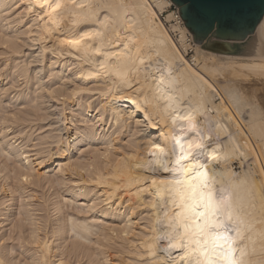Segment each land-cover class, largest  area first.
Here are the masks:
<instances>
[{
    "label": "bare ground",
    "instance_id": "6f19581e",
    "mask_svg": "<svg viewBox=\"0 0 264 264\" xmlns=\"http://www.w3.org/2000/svg\"><path fill=\"white\" fill-rule=\"evenodd\" d=\"M40 2L0 0V84L10 75L22 80L0 87V264H180L183 253H165L168 242L159 239L175 208L150 181L166 178L151 171L152 144L169 151L175 135L188 134L186 126L172 125L164 113L141 114L144 97L100 67L95 43L72 46L84 31H102L106 46L115 45L111 51L123 52L125 43L133 54L139 49L145 65L127 76L136 89L150 87L149 65L171 64L190 93L188 107L204 90L207 102L196 114V139L207 150L201 162L217 187L231 186L248 208L253 227L235 246L249 264H264V181L251 156L264 163V75L251 70L264 64V54L220 53L196 43L187 59L192 32L180 14L183 25L171 30L155 11L168 10L172 0H90L105 24L87 26L75 22L72 12L83 10H73L70 0L60 17L28 11L26 5ZM175 16L169 11L166 19ZM124 21H135V33L124 30ZM261 29L264 43V21ZM4 98L24 101L9 110Z\"/></svg>",
    "mask_w": 264,
    "mask_h": 264
},
{
    "label": "snow or ice",
    "instance_id": "6c2138e0",
    "mask_svg": "<svg viewBox=\"0 0 264 264\" xmlns=\"http://www.w3.org/2000/svg\"><path fill=\"white\" fill-rule=\"evenodd\" d=\"M16 7L19 8L20 5L17 4ZM26 7L29 12H32L33 8L37 9V12L47 9L44 16L51 17L54 14L60 17L69 5L65 4L64 0H42ZM70 7L73 10H83L79 15L75 11L72 12L77 23L86 26L90 23L105 24V21L97 19L99 13L94 10L90 0H82L80 3H77V0H70ZM201 23L207 24L211 29L213 26H224L228 21L222 13L207 6L202 12L192 16L194 26ZM134 24L135 21H124L121 26L125 31L131 29L135 33ZM81 41L89 48L95 43L97 47L94 51L102 57L100 67L106 72L111 68L129 90L138 91L144 97L141 101L143 104L141 114L144 110H149L148 116L153 113L156 115L164 113L172 125L179 123L186 126L188 134L175 135L169 151L166 152L159 143L152 144L155 151L152 152L154 166L151 171L153 173L159 171L166 178L161 179L158 184L155 179L150 183L157 185L161 195L166 193L175 208L172 219L168 222L163 235L159 237L168 242L165 253L170 249L182 252L180 264H249L245 251L240 249L238 252L235 245L243 232L252 229L251 213L234 196L231 186L223 184L216 186L217 181L209 176L206 164L201 162L207 150L204 144L197 142L196 139L199 137L196 114L201 112L207 102L204 90L201 89L199 104L188 107L187 105L191 104L188 100L190 93L187 88L181 87L182 81L174 74L171 64L156 67L154 70L149 65L150 87L146 91L142 90V86L141 89H136L127 76L128 69H138L140 65H145L146 61L138 48L136 54H133L125 43L122 45L123 52L111 51L115 45L109 42L106 46L102 31H84L79 35V39L73 41L72 46L80 45ZM109 60L113 61L111 65H108ZM147 60L151 61V57H147ZM251 70L264 75V64L252 66ZM135 83L139 84V81ZM131 102L137 105V100L133 99ZM182 105L185 107L182 108ZM148 116L145 117V123ZM180 132L184 133L185 127H181ZM212 158L215 159L214 152ZM24 179L27 180L28 177L25 176ZM249 207L254 208L255 205L251 204ZM151 255L155 256V253Z\"/></svg>",
    "mask_w": 264,
    "mask_h": 264
},
{
    "label": "water",
    "instance_id": "95a60500",
    "mask_svg": "<svg viewBox=\"0 0 264 264\" xmlns=\"http://www.w3.org/2000/svg\"><path fill=\"white\" fill-rule=\"evenodd\" d=\"M193 39L204 49L227 54H264V0H172ZM211 6L222 13L224 26L192 24V16ZM195 29V30H194Z\"/></svg>",
    "mask_w": 264,
    "mask_h": 264
},
{
    "label": "rangeland",
    "instance_id": "374dc122",
    "mask_svg": "<svg viewBox=\"0 0 264 264\" xmlns=\"http://www.w3.org/2000/svg\"><path fill=\"white\" fill-rule=\"evenodd\" d=\"M171 5V4H170ZM169 5V6H170ZM169 6H167L166 7V9L169 7ZM178 9V7L173 3L172 4V7L171 8H168V10H164L163 12H160V13H162V15L160 14V13H158V10L155 8V11L157 12V18H158V20L161 22V23H163L164 24V26L166 27V28H169V29H171L172 30V27H173V25H176V24H178V23H181L180 22V20L177 18V12L176 11H173V10H177ZM169 11H173L174 13H175V17H173L171 20H167L166 19V15L168 14V12ZM159 15V16H158ZM184 22V21H183ZM182 25H183V23H181ZM170 32V34H171V36H173V38H175V39H178V36H177V32H173V31H169ZM10 34L12 33V32H9ZM175 35V36H174ZM188 35V42L192 45V48H190L188 51H187V59H191L192 58V56L195 54V44H196V42L194 41V39H193V37L190 35V34H187ZM22 39H23V37H22ZM23 41V40H22ZM21 43H23L24 44V41L23 42H21ZM1 46V45H0ZM2 46H4L5 47V45H2ZM4 47H0V54H2V55H0V68H2V66H3V64H4V57H5V54L3 53L4 52V50H5V48ZM2 49H3V52H1L2 51ZM23 50L27 53L28 51V49H27V47L26 46H24L23 47ZM189 52V53H188ZM4 54V55H3ZM11 60H13V59H11ZM3 61V62H2ZM12 63L14 62V60L13 61H11ZM11 70V69H10ZM11 72H12V70H11ZM12 78H11V77ZM7 79H5L4 81L5 82H3V84H0V87L1 86H4V87H7L8 86V88L9 87H19V85L21 86V83H22V80H19V82H17V80H15V81H13L15 78H14V76L13 75H10ZM10 79H12L11 81H10ZM8 80V81H7ZM14 82H16V83H14ZM5 83V84H4ZM13 85H12V84ZM19 83V84H18ZM9 84H10V86H9ZM15 84V85H14ZM30 87H31V85H30ZM34 88V87H33ZM31 89V88H30ZM29 88H26L25 89V91H26V94H28L27 92H29L28 90H30ZM7 99V100H6ZM4 100V104H5V106H7L8 108H9V110H10V108L12 109V110H14L15 109V107H16V105L18 106V107H20L19 106V103H20V101H24V99L22 98V100H18V101H16L15 99H14V101L12 100V101H9L10 103H8V98H4L3 99ZM16 101V102H15ZM13 102V103H12ZM10 104V105H9ZM12 105V106H11ZM15 106V107H14ZM39 131H37L36 132V134L34 135V136H36V135H38L39 133H38ZM38 133V134H37ZM75 153H78V151L77 150H75L74 151V154ZM78 155V154H77ZM251 156H253V160L255 161V165L257 166V168L258 169H260V174H261V177H262V179H263V181H264V163L261 161V159H259V157L256 155V153H252V155ZM236 161V162H235ZM234 161V168L237 170V171H240L241 169H242V164H240V160H235ZM262 162V163H261ZM52 168H54V167H52ZM44 169V171H47V168H43ZM43 169L42 168H40V170H42L43 171ZM51 169V168H50ZM263 175V176H262ZM47 192V194L46 195H48L47 197V202H49L50 203V200L52 199V195H51V191H49L50 192V194H49V192L48 191H46ZM50 196H51V199H50ZM15 207V206H14ZM7 223H10V220H7L6 221ZM11 227V224H9V225H7V228H5L6 230L8 229V228H10ZM12 244V243H11ZM126 264V263H125Z\"/></svg>",
    "mask_w": 264,
    "mask_h": 264
},
{
    "label": "built area",
    "instance_id": "2783aa9c",
    "mask_svg": "<svg viewBox=\"0 0 264 264\" xmlns=\"http://www.w3.org/2000/svg\"><path fill=\"white\" fill-rule=\"evenodd\" d=\"M172 7V4L168 7V8H171ZM167 8V9H168ZM173 11H176L178 14H179V11H178V9L177 10H173ZM161 15H162V13H161Z\"/></svg>",
    "mask_w": 264,
    "mask_h": 264
}]
</instances>
